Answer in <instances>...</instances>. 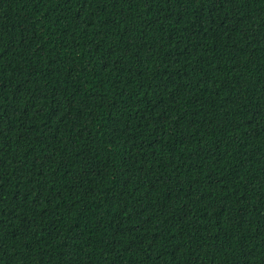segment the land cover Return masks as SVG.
<instances>
[{"label": "trees", "instance_id": "1", "mask_svg": "<svg viewBox=\"0 0 264 264\" xmlns=\"http://www.w3.org/2000/svg\"><path fill=\"white\" fill-rule=\"evenodd\" d=\"M0 264H264V0H0Z\"/></svg>", "mask_w": 264, "mask_h": 264}]
</instances>
